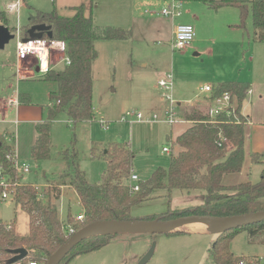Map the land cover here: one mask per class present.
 <instances>
[{"label":"rangeland","instance_id":"374dc122","mask_svg":"<svg viewBox=\"0 0 264 264\" xmlns=\"http://www.w3.org/2000/svg\"><path fill=\"white\" fill-rule=\"evenodd\" d=\"M12 3L19 5L18 9L8 13L6 9ZM79 5L84 6L85 16L91 15L100 32L104 28H119L130 34L125 40L94 41L97 52L92 66L95 119L71 126L66 114L59 112L50 126L49 158L39 161L29 154L35 137L33 124L23 122L15 130L10 115L3 123L0 120V134L7 129L16 136L18 157L21 158L19 163L30 168V172L22 177L24 184L35 186L44 204L51 200L57 207L59 219L71 227L81 224L76 221V216L83 212L76 193L68 185L70 177L63 175L67 172L68 163L62 157L65 151L72 160L76 155V162L86 180L95 184L101 181L106 167L103 151L112 144H126L133 153L131 169L137 176L135 184H140L155 169L168 168L170 155L178 152L175 135L190 125H168L164 122L131 124L121 119L127 112L140 113L146 119H152L154 115L163 117L165 104L157 86L159 79L172 75L173 98L182 103L180 111L183 113L186 108L196 107L194 104L202 102L205 95H200V88L204 85L216 87L228 81H248L250 75L258 80L264 78V43L253 40L250 7L242 15L235 7L222 6L214 10L200 1H182L181 16L170 19L146 13L159 12L167 7L166 0H0V11L6 12V22H0V25L20 31L36 12L48 13L56 9L60 16L71 17L73 7ZM241 21L243 26H240ZM181 24L192 25L195 38L185 49L175 51L171 49L174 38L171 26ZM20 35L23 36L22 32ZM16 40L17 37L0 50V66L13 57ZM53 58L59 61L58 54L53 53ZM63 67L59 63L53 70ZM44 78L36 74L29 81L13 82L7 91L12 93L17 89L20 95H27L32 108L40 112L42 108L44 120H47L49 94L56 90V85ZM10 82L7 80L5 85ZM187 99L194 104L186 107V103H191ZM259 110L264 113V99L262 105L256 107V111ZM175 112L181 118L179 109L175 108ZM167 137H170L169 141ZM163 147L169 148L170 154L163 153ZM249 162L246 158L242 171L225 179L223 184L256 183L259 167ZM69 173L73 175L72 170ZM237 176H247V180ZM61 183L67 185L60 187V198L55 201L49 199V189ZM166 195L167 191L154 190L151 199L132 208V218L145 220L166 213ZM198 198L196 193L173 190L169 210L183 211L198 206L201 204ZM68 213L71 215L69 222L66 221ZM0 220L6 223L15 221L16 231L20 234L28 231V217L13 200L0 202ZM216 238L217 234L212 231L195 233L190 230L187 234L174 235H116L105 246L80 253L65 264H139L153 244V254L145 264H214L207 250ZM259 238L260 234H257L251 240L247 230H239L230 241L229 250L236 258L255 257L264 264V244L258 242Z\"/></svg>","mask_w":264,"mask_h":264},{"label":"trees","instance_id":"16d2710c","mask_svg":"<svg viewBox=\"0 0 264 264\" xmlns=\"http://www.w3.org/2000/svg\"><path fill=\"white\" fill-rule=\"evenodd\" d=\"M200 1L210 9L222 6L235 7L241 14L250 7L253 40L264 43V0H179ZM71 17L60 16L56 9L51 12H36L29 19V26L22 29L26 36L27 29L33 24H46L52 32V38L62 40L67 47L70 64L60 70L48 72L45 81L56 85L50 92L47 120L35 125L36 138L30 148V156L35 161L49 158L50 126L59 112H64L71 126L81 122L93 121L92 103L93 76L92 66L97 57L94 41L97 39L125 40L130 34L119 28H104L101 32L94 26L91 15L85 16L84 6L73 7ZM6 22L0 11V22ZM244 23L241 21L240 26ZM45 35V34H44ZM250 84L245 81H228L214 87L212 98L229 93L237 98L236 116L220 114L210 118L204 108H186L182 115L190 125L178 135L174 142L178 147L176 155H170L167 169L157 168L150 177L141 182L138 191H133L130 182L133 153L126 144H112L103 151L106 162L105 171L99 183H89L79 169L76 155L73 160L62 155L67 161L65 176L70 177L68 184L73 188L82 209L84 221L75 230L102 220H134L132 208L152 198L154 190L167 191L168 209L159 216L145 220H168L182 216L198 215L211 217H232L264 211V161L257 153L250 154L251 163L261 165L259 180L225 185L224 175L239 173L244 162L245 119L241 115L242 103L249 91ZM8 147L0 138V155L3 158ZM4 159V158H3ZM73 171V175L69 171ZM10 172H13L10 170ZM57 184L49 189V199L60 198ZM35 186L24 184L16 189L14 201L28 217V231L20 234L16 231L15 221L6 223L0 220V264H46L48 257L67 238V226L59 219L58 210L51 200L44 204ZM180 190L196 193L201 204L183 211H170L171 192ZM70 213L66 216L69 222ZM239 230H247L252 240L260 234L258 242L264 244V222L242 227L222 234L208 250L214 264H236L238 258L229 250L230 241ZM175 232L168 235L180 234ZM112 237H95L77 245L60 264L67 263L80 253H87L105 246ZM24 249L27 255L22 260L10 263L13 251ZM246 259V258H245Z\"/></svg>","mask_w":264,"mask_h":264},{"label":"built area","instance_id":"2783aa9c","mask_svg":"<svg viewBox=\"0 0 264 264\" xmlns=\"http://www.w3.org/2000/svg\"><path fill=\"white\" fill-rule=\"evenodd\" d=\"M168 2L167 7L162 8L159 12H146L150 15H159L164 18H177L180 17L181 12V2L179 0H166ZM9 10H17L18 6L16 4L10 5ZM15 37H17L15 43V53L16 58L20 62H29L32 64L29 72L38 74L39 76H46L48 72L53 70L56 64L62 63L64 66L70 64V59L67 55L66 44L62 40L48 38L43 35L41 39H31L23 42L24 36L20 35V31L16 29L14 32ZM195 38V31L190 24H181L175 27L174 38L171 43L172 50H182L185 49ZM53 53L58 54L59 61L53 58ZM33 75V74H32ZM157 86L161 90V96L164 100L165 108L164 115L162 118L154 115L152 119L144 118L140 113H126L122 116L123 121H128L129 123L135 122H164L168 125H174L177 123H187L181 112H179L180 117H177L175 108L179 109V104L174 100L173 88L174 82L171 74H167L166 77L161 78L157 81ZM214 87L204 85L200 88V95H205L202 97L203 100L207 102V112L209 117L215 118L220 114H225L226 116H236L237 109V98L231 96L229 93H224L219 97L212 98ZM199 97V96H198ZM11 104L16 102L11 100ZM11 140V136L3 137L4 144L8 147L3 155H0V202L6 200H13L16 189L22 185L23 175L30 172V168L27 164L19 163L15 155V151L12 146L8 144ZM162 152L170 154V149L167 147L162 148ZM13 171V172H10ZM130 181L133 183V191H138L139 185L135 184L137 181V176L131 174ZM36 189V188H35ZM77 222H83L84 216H76ZM67 238L76 232L74 227L67 226ZM261 259L257 258H238L236 264H261ZM28 264H37L35 262H29Z\"/></svg>","mask_w":264,"mask_h":264},{"label":"crops","instance_id":"0c3cea01","mask_svg":"<svg viewBox=\"0 0 264 264\" xmlns=\"http://www.w3.org/2000/svg\"><path fill=\"white\" fill-rule=\"evenodd\" d=\"M10 5H13V3ZM6 11L8 13L14 12V10H9L8 8L6 9ZM2 14H3V17L5 18L6 12H2ZM23 27H25V26H23ZM23 27L20 29V32L22 31ZM175 27H176V25L171 26L173 36H174ZM10 30H11V32H14L16 29H10ZM5 46H4V48H5ZM0 50H2V49H0ZM25 64L26 65L29 64V66H26ZM31 65L32 64H30L29 62L18 61L16 58V53H14L12 58H9V60H7L5 63L1 64L0 68L2 70L0 71V115H1L0 120L3 123L5 118L8 115H10L11 116L10 121H13V124H15V130H18L17 125H19L20 123L29 122L30 124H33V129H34V134H35L34 140L32 142V144H33L35 141V138H36L35 125L45 121L43 110L41 108L40 109L41 112H40V111L32 108L31 99L27 95H20L18 93L17 89H14L12 91V93H8V91L12 87L13 82L18 84L20 81H29V79L35 78L36 74L29 72V69H31V67H32ZM260 69H262V68H260ZM6 71L9 73L8 76H7ZM7 80H11V82L9 84L5 85V82ZM245 82H248L250 84V88H249V91H248V93H247V95H246V97L242 103L241 110H240L241 115L245 119V126H244V130H245L244 154H245V156H244V162H243L242 169L245 166V159L248 158L250 160V154H252V153L259 154L261 156V160L264 161V113H261L260 110L256 111V107H259V105H262V101L264 99V97H263L264 96V78H261L258 80L257 78L250 75V77H248V81H245ZM11 100L15 101L16 103L11 104L10 103ZM187 101L191 102V99H187ZM179 103L180 102H178V104ZM204 103H206V104H204ZM193 104L194 103L191 102V103H186L185 105L187 107V106H192ZM194 105L196 107L199 106V108H204V109L207 108V102L203 99H202V102H199L198 104H194ZM181 106H182V103L179 104V112H181L180 111ZM261 108H263V106L260 107V109ZM32 110H35V112L33 114H30V112ZM181 115H182V113H181ZM187 124H190V122L188 121ZM186 128L183 129L180 133L176 134L175 138L178 135H180L182 132H184L186 130ZM3 131L4 132H2V134H0V136H3V137H5L6 135L8 137L11 136V140L8 141V144H10L12 146L13 150L15 151V155L17 157V160L20 161L21 158L19 159V157H18L19 150L16 147V143H17L16 142L17 141L16 136H13L14 134L11 132L9 133V131H7V129H5ZM175 138H174V140H175ZM167 139L169 141L170 137H167ZM32 144L30 145V148H31ZM30 148H29V154H30ZM249 164L250 165L253 164V165H256L259 167V176H260L261 165L258 163H251V161L249 162ZM249 164L247 165V167H249ZM242 169H241V171H242ZM131 173H132V169H131ZM235 174H237V173H235ZM231 175H234V174L224 175L222 178V182L225 179L232 177ZM237 177L246 178L247 176H237ZM245 180H247V178ZM246 182H248V181H246ZM65 186L66 185H64V187ZM198 199H200V198H198ZM187 227H189V228L180 231L181 234L182 233L187 234V233H189V230L194 231L195 233H199V232L202 233V232H206V231L209 232L210 231V227L207 224H190V225H187ZM211 246H212V244H211ZM208 250H209V248H208Z\"/></svg>","mask_w":264,"mask_h":264},{"label":"water","instance_id":"95a60500","mask_svg":"<svg viewBox=\"0 0 264 264\" xmlns=\"http://www.w3.org/2000/svg\"><path fill=\"white\" fill-rule=\"evenodd\" d=\"M52 38V32L46 24H33L22 39L26 42L31 39H41L43 35ZM15 38V34L5 25H0V49H3ZM264 222V211L249 213L232 217H211L189 215L168 220H102L89 223L78 229L62 245H60L47 259L46 264H60L61 261L81 242L95 237H114L116 235L147 234V235H168L180 232L182 227L190 224H207L214 234H222L242 227L255 225ZM154 251V244L151 245L147 254L140 260L139 264H145ZM27 255L24 249L13 251V258L10 263L22 260Z\"/></svg>","mask_w":264,"mask_h":264}]
</instances>
